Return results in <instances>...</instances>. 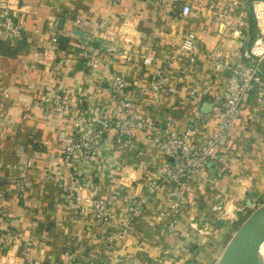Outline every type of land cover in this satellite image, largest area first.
Segmentation results:
<instances>
[{"label":"crops","instance_id":"1","mask_svg":"<svg viewBox=\"0 0 264 264\" xmlns=\"http://www.w3.org/2000/svg\"><path fill=\"white\" fill-rule=\"evenodd\" d=\"M166 1L159 7L149 0H0V10L11 7L13 20L22 27L17 37H0V227L3 233L19 228L24 234L22 241L0 249V261L13 256L15 264H66L73 256V264H200L204 257V264H216L229 241L227 233H234L261 204L255 196L264 188V126L248 118L256 114L252 108L264 115V97L257 92L244 105L245 118L230 128L219 161L211 160L195 181L165 183L148 191L170 159L144 144L147 125L137 130L133 144L112 141L105 145L108 154L97 150L89 167L96 175L85 176L92 194L118 212L137 204L130 229L111 244L105 241L109 225L81 212L77 204L64 203L75 185L71 180L58 184L31 167L27 173L33 180L25 197L15 193L18 166H25L34 152L44 164L42 141L49 142L55 155L62 150L55 127L42 120L34 104L48 82L94 99L96 115L150 121L160 126V134L166 127L180 134L200 118L202 123L188 138L193 147L215 133L232 74L226 69L214 72L201 56L192 66L171 61V56L182 35L191 32L202 52L236 61L235 53L247 50L259 29L251 0H184L191 9L185 17L176 0ZM82 47L100 58L97 73L84 65ZM45 49L55 56L50 74L40 61ZM143 56L167 59L170 72L183 76H172L174 93L149 91L151 67L143 65ZM109 72L123 74L129 82L124 94L111 92L105 78ZM189 87L207 89L208 96L190 98ZM206 103L208 112L203 111ZM54 122L62 125L63 119ZM170 196L179 200V210L169 207Z\"/></svg>","mask_w":264,"mask_h":264},{"label":"built area","instance_id":"2","mask_svg":"<svg viewBox=\"0 0 264 264\" xmlns=\"http://www.w3.org/2000/svg\"><path fill=\"white\" fill-rule=\"evenodd\" d=\"M159 7L166 6V0H149ZM184 0H176L174 3L180 5L179 14L183 17L191 13L190 6L183 3ZM172 8V6H170ZM251 9L254 19L259 23V29L253 43L242 53H235L236 61H231L226 55L206 54L200 50L195 35L191 32L182 35L179 49L173 52L171 61H185L189 65H194L198 57H203L209 62L211 70L214 72L228 70L232 74V84L226 93L223 101L219 105L223 117L217 124L215 133L198 146H191L188 138L199 128L200 118L190 121L187 128L180 134L166 127L160 134V126L147 121L134 122L128 118H106L101 114H94L92 98H83L71 93L68 85L58 82L54 84L48 82L44 84L42 91L34 104L39 109L42 120L50 122L52 127L58 132L62 144L59 156L51 153L49 142L42 141L40 144V154L44 155V164L36 159L34 152L25 166H18V175L15 180V193L18 198L23 199L32 183V176L27 171L31 167L40 169L43 178L58 184L71 180L75 185L69 187L72 191L66 204H77L81 212L93 218L103 221L111 228L110 233L105 237V241L111 244L112 241L122 238L130 229L132 221L137 214V204H131L123 212L113 210L106 199L92 194V184L85 176L94 173L89 167L97 154V150L108 154L105 147L112 141H121L125 145L138 141L137 130L145 129L142 141L149 148H155L165 158L170 159L169 165L163 168L158 181L151 182L147 189L154 192L160 185L165 183L179 184L192 182L201 176V171L211 160L219 161L218 152L226 141L229 129L236 123L241 122L244 105L252 92L264 95V78L261 71H264V0H251ZM11 7H2L0 10V37H17L22 32L20 23L13 20ZM79 24L80 20H76ZM107 52H112L111 46H105ZM124 51V50H123ZM122 51V52H123ZM84 65L90 72L97 73L101 66V60L97 53L87 47H82L80 51ZM55 56L52 50H43L40 61L47 67L50 74V64ZM144 66L151 67L148 89L151 93L160 95L164 93H174L175 87L172 76L176 80H182L183 76L172 74L169 69L167 59H157L143 56ZM111 92L116 96L124 94L130 86L123 74L109 72L105 75ZM59 80V79H58ZM190 98H205L209 90L189 87L187 90ZM5 97L6 93L3 94ZM129 104L127 103L126 106ZM62 118V125H55V120ZM248 118L257 119L256 114H250ZM53 123V124H52ZM105 136V139H103ZM48 156V159H46ZM47 160L48 165H47ZM16 168V165L13 166ZM226 173L227 168L221 169ZM96 175V173H94ZM63 203V204H64ZM169 207L177 211L180 209V202L168 198ZM4 216L2 203L0 201V218ZM24 234L22 229L9 228L5 233L0 227V249L7 245H13L17 241H22ZM13 256H5L0 264H15L12 262ZM73 256L69 257L66 264H73ZM26 263L32 264L30 260Z\"/></svg>","mask_w":264,"mask_h":264},{"label":"water","instance_id":"3","mask_svg":"<svg viewBox=\"0 0 264 264\" xmlns=\"http://www.w3.org/2000/svg\"><path fill=\"white\" fill-rule=\"evenodd\" d=\"M210 107L206 103L204 112ZM248 205L251 202L247 201ZM264 247V202L255 207L232 234L216 264H254Z\"/></svg>","mask_w":264,"mask_h":264},{"label":"rangeland","instance_id":"4","mask_svg":"<svg viewBox=\"0 0 264 264\" xmlns=\"http://www.w3.org/2000/svg\"><path fill=\"white\" fill-rule=\"evenodd\" d=\"M263 97H264V95H262ZM262 100L264 101V98H262ZM261 109H254V108H252V111H254V112H256V116H257V119H255L256 120V122H260V121H262V125L264 126V115H260V114H258L259 112L258 111H260ZM254 120V121H255ZM230 130V129H229ZM229 132V131H228ZM228 134V133H227ZM227 137V136H226ZM225 143V142H224ZM224 145V144H223ZM222 148V147H221ZM264 201V188H263V190H259V192H258V194L255 196V203L257 204V203H262ZM231 216H233V215H231ZM224 226V224L223 225H221V226H214L213 227V231H216V229H219V228H221V227H223ZM203 232L204 233H208L209 231L207 230H203ZM233 233V231L231 232H228L227 233V235H226V240H229V238L231 237L230 235ZM221 256V255H220ZM220 256L218 257V260H219V258H220ZM217 260V261H218ZM189 262H192V259L191 260H189ZM193 262H195V261H193ZM204 257H202V259H200V264H204Z\"/></svg>","mask_w":264,"mask_h":264},{"label":"bare ground","instance_id":"5","mask_svg":"<svg viewBox=\"0 0 264 264\" xmlns=\"http://www.w3.org/2000/svg\"><path fill=\"white\" fill-rule=\"evenodd\" d=\"M254 264H264V247L260 250L259 258Z\"/></svg>","mask_w":264,"mask_h":264},{"label":"trees","instance_id":"6","mask_svg":"<svg viewBox=\"0 0 264 264\" xmlns=\"http://www.w3.org/2000/svg\"><path fill=\"white\" fill-rule=\"evenodd\" d=\"M252 15H253V14H252ZM255 36H256V35H254L251 44L253 43V41H254V39H255ZM251 44H250V45H251ZM261 73H262V76H263V78H264V71H261ZM252 93H253V92H252ZM250 94H251V93H250Z\"/></svg>","mask_w":264,"mask_h":264}]
</instances>
